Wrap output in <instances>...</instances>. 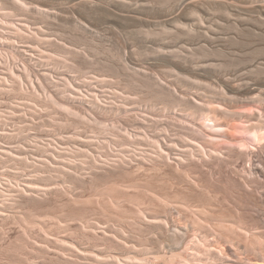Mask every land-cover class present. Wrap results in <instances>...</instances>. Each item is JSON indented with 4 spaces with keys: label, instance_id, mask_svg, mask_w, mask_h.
<instances>
[{
    "label": "bare ground",
    "instance_id": "6f19581e",
    "mask_svg": "<svg viewBox=\"0 0 264 264\" xmlns=\"http://www.w3.org/2000/svg\"><path fill=\"white\" fill-rule=\"evenodd\" d=\"M11 1L15 8L27 10L22 0ZM152 2L160 6L162 13L158 20L148 19L146 25L159 27L162 43L154 52L163 61L178 60L184 67L188 54L204 52L228 56L230 66L220 72L215 84H205L199 98L179 93L156 76L147 87L156 99L140 105L135 101L137 93L119 88L114 89L116 96L110 88H102L112 96L90 92L91 98L86 94L96 86L84 85L88 90L85 88L86 94H82L83 88L66 84L60 92L47 74L37 78L41 90L38 94L32 75L10 66L0 51V88L8 86L15 93L25 94L24 86L28 89L31 83L32 101L44 96L41 106L60 113L57 118L62 127L82 126L90 137L84 136L87 140L81 146L52 149L60 152L57 157L61 158L52 154L56 160L52 172L62 176L61 186L27 182L23 188H15L29 197L54 195L76 206L91 205L107 213L106 220L69 218L92 234L101 231L103 236L126 246L133 238L125 227L145 231V241L153 245L123 254L99 253L76 240L57 236L56 240L92 264H264V58L248 60L253 54H264V0ZM77 3L91 7L96 0ZM38 10L40 14L46 12V8ZM10 16L14 12L4 18L12 20ZM6 20L0 19V32L6 34L2 26H8L13 31L7 33L14 40L21 38L22 30ZM28 27L26 24V30ZM140 33L144 43H149L155 34L152 30ZM35 38L37 42L46 39L38 34ZM48 56L54 58V54ZM217 65L221 64H213ZM25 80L28 84L22 86ZM206 91L218 96L208 99ZM99 96L114 99L100 100ZM113 111L114 118L108 120ZM46 164L52 166L50 162ZM123 174L134 179H120L118 176ZM153 175L169 182L171 188L175 182L181 191H200L215 203L191 202L182 195L183 191L162 192L144 183L145 177ZM55 180L58 179L50 176L48 181L54 184ZM214 184L226 190L235 186L229 190L236 196H228ZM0 196L4 200L7 195L0 189ZM28 212L15 215L27 228L42 220V215ZM66 223L61 220L62 226Z\"/></svg>",
    "mask_w": 264,
    "mask_h": 264
},
{
    "label": "rangeland",
    "instance_id": "374dc122",
    "mask_svg": "<svg viewBox=\"0 0 264 264\" xmlns=\"http://www.w3.org/2000/svg\"><path fill=\"white\" fill-rule=\"evenodd\" d=\"M77 1L80 0H22L26 4L27 10H24V8H15L11 0H0V19L6 20L4 16L8 12H14V16H10L12 20L6 22L16 23L26 35L20 32L21 38L15 41L8 34L13 31L12 28L2 26V30L6 32V34L0 32L2 56L10 61V66L15 65L32 75L31 79L34 80L38 94H41V90L38 89L37 78L47 74L60 92L64 90L66 84L74 88H83L82 94H86L84 85L96 86V90L86 88L88 98H91L90 92L112 96L114 89H125L130 93H137L138 100H135L137 104L146 105V102L156 99L147 87L151 86L158 76L160 82L172 86L179 93H191V97L199 98L205 90V84H215L220 79V72L230 66L231 60L228 56L204 52L188 54L186 69L185 66H179L178 60L170 63L163 61L162 57L154 52L162 43L159 27L146 25L148 19H157L162 13L160 6L152 2L154 0H114L113 3V0H96L91 7L78 5L80 2ZM36 6L46 8L45 14H40ZM26 24L29 26L27 30ZM149 30L155 34L151 35L149 43H144L142 42L144 37L140 32ZM33 32H36L40 38L46 39L37 42L36 34H32ZM38 48L45 50L40 52ZM48 54H54V58ZM47 57L50 60L46 59ZM261 58H264V54H253L248 60ZM207 62L209 67H204ZM213 64L221 65L213 66ZM20 70L16 71L20 72ZM24 84L28 82L25 80L22 86ZM2 88H0V189L7 196H4V200L0 196L2 205L0 206V264H92L91 260H86L80 254L69 250L64 243L56 240L60 235L76 240L99 253L105 251L111 254H123L133 249L139 250L143 246L152 247L151 242L145 241V231L125 227L126 232L128 231L133 238V242L126 246L103 236L101 231L92 234L85 227L82 228L80 222L71 220L77 217L92 221L106 220L108 214L94 209L91 205L76 206L68 203L65 198L56 197L58 198L56 199L54 195L41 194L29 197L17 192L18 188L15 187L23 188L27 182L32 185L37 182L36 185L51 183V186H61L62 176L52 172L56 162L52 154L57 157L60 152H54L52 149L56 146V150L60 151L67 150L68 148H62L66 146L70 148L81 146L86 143L83 141L90 137L85 134L82 126L80 127L83 129L62 127L58 120L60 113L56 115L54 114L56 111L51 107L41 106L43 104L40 101H45L44 96L42 98L37 96L40 99L37 102L32 101L30 96L34 90L31 83L28 84V89L24 86L25 94L15 93L8 86ZM102 88H110L112 92H103ZM206 95L211 100L218 96L213 91H206ZM72 96L77 95L72 94ZM102 98L114 99L99 96L100 100ZM52 111L53 113L50 114ZM115 113V111L110 112V116L107 115L108 120H112ZM46 162H50L52 166L47 167ZM50 176H55L59 181L55 180L57 183L54 184L49 182ZM118 177L127 181L134 179L128 174ZM143 181L163 190L162 192L171 193L175 190L181 194L183 191L182 195L191 202L215 203L200 191L194 192L186 188L181 191L182 187L175 182H170L174 184L171 188L169 182H162L154 175L145 177ZM214 185L228 196H236L231 189L229 190L231 187L235 188L231 186L232 184L228 190L221 184ZM215 207L219 210L218 206ZM27 210L36 216L42 215V220L34 225L30 224L29 228L15 218L21 216L20 212L26 213ZM55 217L60 219V222H56L58 220ZM63 219L72 222L66 223ZM61 220L66 223L64 226ZM37 223L42 225L39 226Z\"/></svg>",
    "mask_w": 264,
    "mask_h": 264
}]
</instances>
